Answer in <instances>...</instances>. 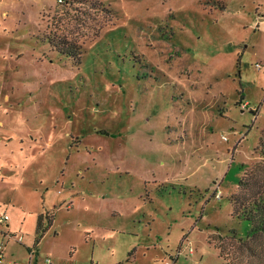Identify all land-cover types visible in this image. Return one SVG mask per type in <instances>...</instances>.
<instances>
[{
  "label": "rangeland",
  "instance_id": "1",
  "mask_svg": "<svg viewBox=\"0 0 264 264\" xmlns=\"http://www.w3.org/2000/svg\"><path fill=\"white\" fill-rule=\"evenodd\" d=\"M9 1L0 264H34L20 237L53 206L41 262L264 264V236H218L248 229L227 196L262 159L264 0Z\"/></svg>",
  "mask_w": 264,
  "mask_h": 264
},
{
  "label": "trees",
  "instance_id": "2",
  "mask_svg": "<svg viewBox=\"0 0 264 264\" xmlns=\"http://www.w3.org/2000/svg\"><path fill=\"white\" fill-rule=\"evenodd\" d=\"M48 39V38H47ZM52 47L61 54L71 57H77V52L73 48H67V43L63 40L54 42L49 39ZM239 64V57L236 59ZM255 111L252 112V114ZM264 130L259 140V150L262 154V159L255 162L247 169V165H243V174L239 177L236 184V191L227 196L230 204V215L242 222H244L248 229L244 234L237 233L235 230L226 231L228 235L222 236L218 234L219 238L224 237L236 239L241 243L246 240L255 239L259 236H264ZM247 169V170H246ZM218 233L219 227H216ZM223 239V238H222ZM219 255L223 256L221 250Z\"/></svg>",
  "mask_w": 264,
  "mask_h": 264
},
{
  "label": "crops",
  "instance_id": "3",
  "mask_svg": "<svg viewBox=\"0 0 264 264\" xmlns=\"http://www.w3.org/2000/svg\"><path fill=\"white\" fill-rule=\"evenodd\" d=\"M9 3H11L9 0H0V17L2 19L7 17L8 7L10 6ZM260 11H264V9H260ZM255 24H256V26H255L256 28L264 29V16L260 17V18L257 16L255 19ZM0 124H1V122H0ZM1 140H2V138L0 137V142H1ZM52 208H54V206ZM52 208H45V209L41 210L40 212H37L33 216L34 221H35V225H34L35 234H37L38 232H44L41 236H35L34 240H32L31 243H29V244L26 242V240H23L22 237H20L21 243L23 244L24 249L27 250L28 252H30L29 256H31L33 258L32 263H34V264H48L46 262V258H50V260H51L50 264H56L57 263V261L55 259H53L54 257H51L49 255V253H47V252L45 253L46 255H43L44 258L42 259V262L40 261V257L42 256L40 254V251H41L40 245L42 242V238L45 236V234H46L45 232H47L48 228H50L51 225L53 224L54 210H52ZM20 212H21V217L23 218L24 211L22 209H20ZM3 214H6L8 216V214L5 212H3ZM4 222H5L6 229L15 230L16 226H13V225H15V222L11 221L9 216H8V219ZM4 234H2V235L5 236ZM2 244H3V242L0 244V252L2 253V258H1L0 262H2L4 257H5V259H4L5 262H7L8 261L7 259L9 258L10 253H11L12 246H10L8 249L5 244H3V245ZM7 250H8V252H7ZM134 250H135V248L132 249V251H134ZM130 254L133 255V253H130ZM30 261H31V259H29V261H27V264H30L31 263ZM23 264H26V257H24ZM73 264H75V263H73Z\"/></svg>",
  "mask_w": 264,
  "mask_h": 264
},
{
  "label": "built area",
  "instance_id": "4",
  "mask_svg": "<svg viewBox=\"0 0 264 264\" xmlns=\"http://www.w3.org/2000/svg\"><path fill=\"white\" fill-rule=\"evenodd\" d=\"M58 1L61 2L62 0H58ZM215 197H216L217 199H219V198L221 197L219 191H217V192L215 193ZM7 219H8V216H7L6 214H2V215H0V223H3V222L6 221ZM1 258H2V253L0 252V261H1ZM46 262H47L48 264H50V263H51L50 258H46Z\"/></svg>",
  "mask_w": 264,
  "mask_h": 264
}]
</instances>
